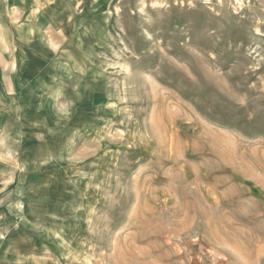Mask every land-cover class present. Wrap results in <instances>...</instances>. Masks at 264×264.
I'll list each match as a JSON object with an SVG mask.
<instances>
[{"label":"rangeland","instance_id":"obj_1","mask_svg":"<svg viewBox=\"0 0 264 264\" xmlns=\"http://www.w3.org/2000/svg\"><path fill=\"white\" fill-rule=\"evenodd\" d=\"M0 264H264V0H0Z\"/></svg>","mask_w":264,"mask_h":264}]
</instances>
